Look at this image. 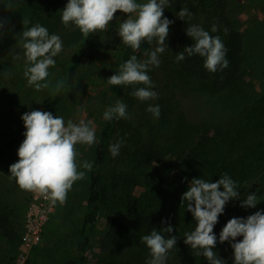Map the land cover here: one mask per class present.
Wrapping results in <instances>:
<instances>
[{"label": "trees", "instance_id": "obj_1", "mask_svg": "<svg viewBox=\"0 0 264 264\" xmlns=\"http://www.w3.org/2000/svg\"><path fill=\"white\" fill-rule=\"evenodd\" d=\"M68 2L69 0H0V19L6 20L0 33V52L7 51L8 59L23 54L20 35L24 30L23 18L30 21L27 27L39 23L48 29L49 34H57L65 27L61 16ZM8 3L14 6L7 9L5 5ZM169 4L164 10V16L174 21L169 29V48L160 54L159 67H152L148 75L164 69L173 84L179 85V89L201 81L207 84V98L215 104H224L226 101L237 104L243 93L239 82L244 66V37L230 13L227 0H169ZM182 8H187L193 15L180 20L177 13ZM121 13L118 11L115 14L113 21L109 23L110 27ZM214 23L218 26L216 33L211 32ZM188 24L199 25L211 35L221 38L227 49L228 68L216 73L209 72L204 68V58L199 55H186L184 61L176 62V54L186 46H192L194 42L183 31L179 33L175 43L172 40L175 39L173 32L176 28L187 29ZM72 30L71 39H84L81 57L95 58L100 55L104 43L116 48L115 44L106 42L113 30L108 31L106 28L89 34L87 41L75 25ZM154 47L155 44L149 45L147 42H143L135 52L127 47L122 64L132 55H136L138 60L147 59L144 52ZM79 66L78 58V62L68 69L65 89L75 82ZM136 87L139 85L130 86L127 97L129 108L136 100L131 95ZM65 89L55 94L46 105L45 112L53 115ZM156 105L160 106V117L154 118L150 113V116L141 119L138 126H134L131 119L106 121L95 152L78 257L64 264H85L87 247L98 221L99 209H103L109 219L101 246L102 253L107 258L106 264H116L119 257L128 250L149 252L141 242V237L150 234L153 228L159 231L165 227L163 220L170 221L174 228L171 235L177 237L176 247L170 252L176 253L186 248L184 234L193 231L196 222L187 211L186 202L181 206V196L188 190L193 178L216 182L222 174L227 173L239 184L240 195L245 193V196L254 187L264 188V90L237 114L227 119L221 117L212 123H191L185 113L177 109L168 98L161 99ZM129 108L127 112L130 116ZM25 131L24 127L18 133H12L9 140L0 147V162L23 142ZM119 141H123L120 154L113 158L109 146ZM108 158L113 170L105 178L100 169ZM138 189H142V195L137 194ZM262 194L259 197H264ZM241 201H230L214 227L217 236L214 251L226 264H234V251L228 244L229 250L226 252L228 248L219 243V234L231 218L242 217L243 212L245 215L244 208L240 207ZM261 202L254 211H264V201ZM13 211L6 205L0 208V239H18V220ZM242 239L237 238L238 241Z\"/></svg>", "mask_w": 264, "mask_h": 264}, {"label": "clouds", "instance_id": "obj_2", "mask_svg": "<svg viewBox=\"0 0 264 264\" xmlns=\"http://www.w3.org/2000/svg\"><path fill=\"white\" fill-rule=\"evenodd\" d=\"M14 5L8 3L7 9ZM170 6L169 0H147L139 3L137 0H69L62 10L61 20L65 27L75 25L87 41L89 34L105 30L119 11L127 14V19L119 21L117 34L123 45L134 52L141 48L143 42L155 47L146 50L147 59L138 60L136 55L119 66V71L107 79V83L116 86L143 85L136 87L131 93L141 102L158 99V93L153 90L148 72L152 67H159L160 54L168 47L170 25L174 21L164 16V10ZM193 14L182 8L177 16L180 20ZM30 21L23 18L24 30L21 35L23 48L24 77L29 86L36 91L48 89L51 81L47 78L48 69L55 66V57L63 51V41L59 35L49 34L47 28L39 23L27 27ZM6 20L0 19V33ZM218 26L214 23L211 32L216 33ZM227 32V29H225ZM186 35L194 42L176 54V62L199 55L204 58V68L216 73L228 68L227 49L221 38L211 35L199 25L188 24ZM19 55L14 59H19ZM67 82L59 80L53 88V94L65 89ZM154 118H159V105H150L146 109ZM26 131L17 155L18 161L10 165V178L15 179L19 188L29 192H39L48 198L52 205L64 204L68 192L76 181L83 180L86 172H90L93 164L80 161L77 144L92 146L96 143V135L92 120H71L65 125L62 116H53L51 112L33 110L22 115ZM127 105L117 99L114 106L106 108L103 114L105 121L130 119ZM123 141L113 143L109 151L113 158L120 154ZM84 170H79V169ZM187 181V177H185ZM239 184L227 173L221 175L216 182L204 178H193L188 190L181 196V206L186 202L187 211L195 220V229L186 232L183 242L191 247L196 255L203 256L208 264H226L219 258L214 249L217 236L214 227L218 217L224 214L226 205L233 200H241ZM223 189V190H221ZM242 199L240 207L255 209L264 197L257 193L247 194ZM166 225L161 230L153 228L150 234L141 237V242L149 249L150 258L146 264H166L168 254L176 247L177 237L171 235L174 228L170 221L163 220ZM242 237V240H237ZM228 242L234 251V264H264V211L243 217H233L223 227L219 234V243Z\"/></svg>", "mask_w": 264, "mask_h": 264}, {"label": "rangeland", "instance_id": "obj_3", "mask_svg": "<svg viewBox=\"0 0 264 264\" xmlns=\"http://www.w3.org/2000/svg\"><path fill=\"white\" fill-rule=\"evenodd\" d=\"M146 3L147 0H137ZM230 13L234 17L244 37V66L243 74L239 82V88L243 91L237 104L229 101L224 104H215L206 95L207 84L196 81L191 85L183 86L173 84L167 72L162 69L158 73L149 75L154 84L153 90L158 93V99L141 102L136 98L129 108L127 97L130 94V86H116L107 83V79L119 71L122 64L123 53L128 46L123 45L117 34L119 21L127 19V14L121 13L110 24V39L106 42L115 44L116 48L107 46L100 55L95 58L90 56L81 57V47L84 39H71L70 27L61 28L56 34L63 41V51L55 57V66L48 69L51 81L48 89L36 91L29 86L24 77L25 59L23 54L19 59H8V52H0V147L5 144L12 133H18L24 128L22 115L33 110L44 111L46 105L54 98L53 88L57 81L67 80L70 66L78 62L80 66L75 82L68 86L62 94V99L53 116H62L67 122L79 123L80 120H92L96 135V143L92 146L77 144L75 147L80 153L78 160L88 161L94 164L95 152L100 139L101 130L106 121L103 114L106 108L114 106L117 99H121L127 108L131 109L130 119L134 126L141 123L143 117L150 116L146 110L150 105L154 106L161 99H170L177 109L183 111L191 123H212L221 117L225 119L240 112L249 101L264 90V0H227ZM114 25V26H112ZM72 27V28H71ZM71 28V29H70ZM75 29V28H74ZM73 29V30H74ZM72 30V31H73ZM186 29L176 28L172 39L175 43L179 33ZM143 87V85H139ZM22 143V142H21ZM17 145L0 162V208L6 205L14 210L13 215L18 220V239L15 241L0 239V264H14L21 253H26V264H64L78 257V244L89 198L90 178L93 168L86 172L83 180L76 181L73 188L68 192L64 204H56V212L52 214L49 222L44 227L41 241L32 250L26 251L23 237L26 231V217L30 207L37 202L39 192L24 191L19 188L15 179L10 178V165L17 162ZM84 170V169H79ZM101 174L107 178L113 170L110 158L101 167ZM262 190V191H261ZM264 193V188H252L249 194ZM137 194H143L142 189ZM264 196V194H262ZM241 200L246 198L241 194ZM264 201V199L260 200ZM3 203V204H1ZM255 209H244L243 218L254 214ZM98 221L91 234L90 242L86 251L85 264H106L107 258L102 253V243L105 238L108 225V216L103 209L97 210ZM241 217V216H240ZM226 248L230 244L224 243ZM229 244V245H228ZM231 247V246H229ZM185 248V247H184ZM179 252L168 254L166 264H208L203 256L196 255L190 246ZM229 248L226 252H228ZM28 254V255H27ZM150 258L149 252L139 249L128 250L119 257L116 264H146Z\"/></svg>", "mask_w": 264, "mask_h": 264}, {"label": "built area", "instance_id": "obj_4", "mask_svg": "<svg viewBox=\"0 0 264 264\" xmlns=\"http://www.w3.org/2000/svg\"><path fill=\"white\" fill-rule=\"evenodd\" d=\"M36 199L37 202L30 207L25 220L26 231L23 237V244L26 247L25 252L32 250L34 246L38 245L45 230V225L49 222L52 214L56 212V205H52L50 200L43 194L40 193ZM21 254L14 264L27 263L26 253Z\"/></svg>", "mask_w": 264, "mask_h": 264}]
</instances>
